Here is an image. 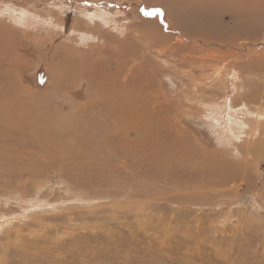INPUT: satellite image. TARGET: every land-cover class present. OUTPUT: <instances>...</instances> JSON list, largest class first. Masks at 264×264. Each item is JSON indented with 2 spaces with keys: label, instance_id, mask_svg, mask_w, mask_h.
<instances>
[{
  "label": "rangeland",
  "instance_id": "obj_1",
  "mask_svg": "<svg viewBox=\"0 0 264 264\" xmlns=\"http://www.w3.org/2000/svg\"><path fill=\"white\" fill-rule=\"evenodd\" d=\"M3 92L0 264H264V0H0Z\"/></svg>",
  "mask_w": 264,
  "mask_h": 264
},
{
  "label": "bare ground",
  "instance_id": "obj_2",
  "mask_svg": "<svg viewBox=\"0 0 264 264\" xmlns=\"http://www.w3.org/2000/svg\"><path fill=\"white\" fill-rule=\"evenodd\" d=\"M7 90H9V88L7 89ZM7 90H5L6 92H7ZM6 92H3L2 94L0 93V99H2L1 101H0V109L2 108H4V112L3 111H1L0 110V122L1 121H7L8 123L7 124H4V125H2L3 126V128H9V125H10V123L11 124H13L14 123V121H16L17 122V124H20V123H22L23 121H24V118H21V117H19L18 119H14L13 117H12V113L9 111V109L11 110V107H12V105L11 104H7V99H8V97H9V94H11V93H6ZM13 112V111H12ZM11 113V114H10ZM14 113V112H13ZM21 113V112H20ZM14 115H15V113H14ZM18 115H20L19 113H18ZM256 115H259V114H256ZM23 116V115H22ZM26 117V116H25ZM26 120H27V118H25ZM26 122V121H25ZM6 123V122H5ZM245 123V122H244ZM1 126V125H0ZM11 126V125H10ZM28 126H29V124H28ZM13 127V126H12ZM240 127H242V126H240ZM20 128V127H19ZM22 128V127H21ZM20 128V129H21ZM24 128V127H23ZM243 128V127H242ZM241 128V129H242ZM10 129V128H9ZM27 129V128H26ZM26 129H24V130H26ZM28 129H29V127H28ZM8 130V129H7ZM12 130H14V129H12ZM11 130V131H12ZM9 131V130H8ZM242 131V130H241ZM13 132V131H12ZM21 132V131H20ZM249 132V131H248ZM45 136V137H47L48 135H46L45 134V132H44V130L43 131H37V133H36V136L37 137H40V136ZM38 139V138H37ZM47 139L49 140V138L47 137ZM46 139V140H47Z\"/></svg>",
  "mask_w": 264,
  "mask_h": 264
},
{
  "label": "snow or ice",
  "instance_id": "obj_3",
  "mask_svg": "<svg viewBox=\"0 0 264 264\" xmlns=\"http://www.w3.org/2000/svg\"><path fill=\"white\" fill-rule=\"evenodd\" d=\"M145 15H162V11L159 8H154L152 11H145Z\"/></svg>",
  "mask_w": 264,
  "mask_h": 264
}]
</instances>
